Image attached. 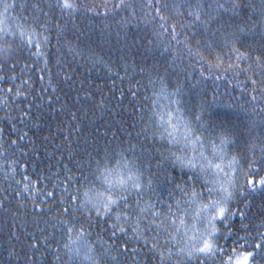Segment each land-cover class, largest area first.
<instances>
[{"label":"trees","instance_id":"trees-1","mask_svg":"<svg viewBox=\"0 0 264 264\" xmlns=\"http://www.w3.org/2000/svg\"><path fill=\"white\" fill-rule=\"evenodd\" d=\"M244 257L264 264V0H2L0 264Z\"/></svg>","mask_w":264,"mask_h":264},{"label":"clouds","instance_id":"clouds-1","mask_svg":"<svg viewBox=\"0 0 264 264\" xmlns=\"http://www.w3.org/2000/svg\"><path fill=\"white\" fill-rule=\"evenodd\" d=\"M176 120H177V124L178 125L186 123V121L180 120L179 116L176 117ZM171 122H172L171 118L169 120L165 121V123H171ZM169 134L172 135V142L173 143H183L184 142V141L178 139L173 133L170 132ZM182 135H184L185 140H189L190 144L194 147L196 141H191L190 140V133L189 134L182 133ZM201 155H203V153H201ZM177 162L181 163V164H184L186 167H190L192 169H195L197 167V164L195 162H193L192 160H185V158L182 155L177 156ZM200 167H201L202 170L211 168L213 170L218 169L219 172H223L224 171V169L222 167V164H220V163L212 164L211 161H208V163L206 165H201ZM219 172L217 173V175H219ZM128 180L132 182V187H135L137 189L140 187L139 183L137 182V177L136 176H134V175L130 176V177H128ZM223 192H224L223 197L221 199L217 200V201L222 202L221 206L225 207V209H226V204L224 203V201L229 199L228 198V191H227L226 187L223 189ZM210 207L214 208L213 207V203L210 205Z\"/></svg>","mask_w":264,"mask_h":264},{"label":"snow or ice","instance_id":"snow-or-ice-1","mask_svg":"<svg viewBox=\"0 0 264 264\" xmlns=\"http://www.w3.org/2000/svg\"><path fill=\"white\" fill-rule=\"evenodd\" d=\"M0 2H2V0H0ZM68 5L65 4V7H67ZM12 7L11 4H4V11L7 12L8 8ZM231 197V193H228V198ZM110 204L112 203H116V201H109ZM222 202L220 201H214L213 202V207L215 209V213L210 217L209 219V223H212L213 221H215L216 219H221L223 220L225 218V207L221 206ZM213 232H215V227H213L212 229ZM198 251L200 252H204V253H209L212 251V245L211 243H209L208 241H205L204 246L200 249H198ZM244 264H248V257H244Z\"/></svg>","mask_w":264,"mask_h":264}]
</instances>
